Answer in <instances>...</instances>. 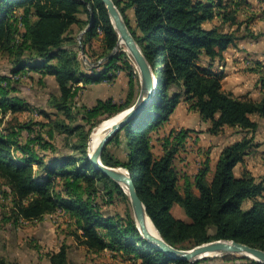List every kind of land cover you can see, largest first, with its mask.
<instances>
[{
  "label": "trees",
  "instance_id": "trees-1",
  "mask_svg": "<svg viewBox=\"0 0 264 264\" xmlns=\"http://www.w3.org/2000/svg\"><path fill=\"white\" fill-rule=\"evenodd\" d=\"M113 2L158 86L152 103L109 141L101 154L102 164L131 174L151 222L170 246L189 250L214 241H234L264 251V178L257 180L249 172L240 177L234 174L259 146L255 143L259 123L251 117L264 120V63L253 62L247 69L258 77L259 100L224 91L223 75L213 71L224 64V52L231 45L264 35L251 30L254 15L244 22L238 19L248 2ZM91 17L92 24L78 46L73 28L81 33ZM117 42L118 34L101 0H0V58L9 64L8 73L0 74V185L9 191L11 202L2 220L16 226L62 214L72 224L75 242L90 253L109 251L133 264H189L167 258L141 238L127 194L88 159L93 129L130 108L137 94L138 72L129 55L122 47L111 55ZM81 50L94 64L92 68L83 66ZM101 59L104 62L97 65ZM31 73L43 85L46 77H52L56 91L48 95L50 111H36L44 121L21 123L18 114L35 112L19 95L22 80L30 79ZM119 75L127 80L121 103L109 97L96 100L93 106L77 104L86 86L111 83ZM181 101L209 122V135L217 136L225 127L242 134L222 150L213 170L209 157L193 175H180L177 170L175 160L190 130L172 129L156 139L160 156L153 153V134L169 121ZM5 116L11 121H5ZM23 131L27 132L24 141ZM56 136L63 137L67 151L55 146ZM112 147L120 154L110 151ZM115 201L126 205L124 216L104 209ZM246 203L249 206L244 208ZM174 207L188 221L175 217ZM68 248L62 245L50 253L49 264H73ZM238 259L258 264L231 254L193 264H233ZM0 264L16 263L0 258Z\"/></svg>",
  "mask_w": 264,
  "mask_h": 264
},
{
  "label": "rangeland",
  "instance_id": "rangeland-1",
  "mask_svg": "<svg viewBox=\"0 0 264 264\" xmlns=\"http://www.w3.org/2000/svg\"><path fill=\"white\" fill-rule=\"evenodd\" d=\"M246 6L242 5L241 12L238 14L239 21L244 22L248 16L254 15L257 17V11L255 14H245L244 10ZM244 13V14H243ZM130 16V15H129ZM217 24V22H214ZM244 26V25H243ZM209 27V25H208ZM77 28H73V35L77 37L78 46L80 40L78 39L80 34H77ZM77 34V35H76ZM238 35H242L241 32H238ZM82 37V36H81ZM98 44L96 46L98 48ZM122 47L129 55L131 64L136 68V65L131 58L130 54L126 50L125 46L122 44L119 48ZM83 56L85 59L83 60ZM227 57V54H226ZM79 58L86 68H92L94 64L91 60L85 55V53L80 52ZM106 59V58H105ZM103 61V59L99 60ZM98 61V62H99ZM92 63V66L88 64ZM97 62V63H98ZM104 62V61H103ZM102 62V63H103ZM101 63V64H102ZM100 64V65H101ZM9 64L5 57L0 58V74H7ZM137 69V68H136ZM138 72V69H137ZM30 79H23L19 87V95L23 97L27 102H29L32 107L35 109V112H25L18 114L16 117L19 122L27 123L32 121V123H38L44 121L41 116H39L36 111L39 109H45L50 111L47 107L48 95L56 91V84L52 77L45 78V84H40L37 82L39 76L36 73H31ZM223 82V81H222ZM227 88V84H224ZM140 89V78L138 75V87L136 98L139 94ZM127 92V80L124 76L117 77L111 83L104 81L101 85H92L86 86L77 98L78 105L93 106L98 99H107L112 98L116 103H121L125 99ZM134 104V103H133ZM129 109V108H128ZM126 109V110H128ZM126 110L120 112L121 114L126 112ZM120 113H118L120 115ZM117 114V115H118ZM179 117H185V120L192 116V114H185L183 111H179ZM116 116V115H115ZM114 117V116H113ZM12 117L5 116V121H11ZM111 119V118H110ZM108 120V119H107ZM15 122V121H14ZM12 120V125L14 124ZM104 122V121H103ZM190 125L195 124V119L191 117L188 120ZM100 126V124L95 127L92 133ZM203 127L201 124L197 125V128ZM36 128V127H35ZM192 131L191 129H189ZM264 131V130H263ZM169 124H164L159 130L158 133L153 134V153L156 157H159L161 154V148L159 142L156 139H160L166 136L169 133ZM91 133V134H92ZM261 133V132H260ZM90 134V135H91ZM262 139H264V132L260 134ZM27 137V132H22V141ZM63 137L56 136L54 140L55 146L60 150V152L67 151L63 146ZM206 139V138H204ZM208 141V140H206ZM206 145V144H204ZM261 145V144H260ZM115 155H119V149L117 147H112L110 149ZM264 143L259 147L257 154L253 156V159L246 160L247 162L242 163L235 170V176L240 177L245 172L251 173L257 180L264 178ZM217 150L215 146L212 148H205L202 146H196L195 143L190 140L186 142L182 151L178 154L175 160V166L179 171L180 175L182 173H193L196 171L198 164L203 162L206 157L212 158L210 161H214L216 158ZM210 165H213L212 163ZM182 183V180H180ZM11 206L9 191L7 188L0 185V258H4L8 261L15 262L16 264H49L48 255L52 252H56L62 245L68 246V258L69 261L73 264H133L131 260L127 258H121L119 254H112L109 251H105L100 254H93L88 252L83 247L79 246L73 239L72 225L67 216L62 214L45 216L42 221L37 222H21L18 225H13L11 223L4 222L3 211L7 212ZM249 203L244 205V208H247ZM6 207V208H5ZM5 208V209H4ZM7 209V211H6ZM110 214H118L124 216L126 205L121 201H115L112 205L105 206L104 208ZM172 213L175 217H182L184 221H188L179 208L174 207ZM220 257V256H218ZM241 259H238L233 264H245Z\"/></svg>",
  "mask_w": 264,
  "mask_h": 264
},
{
  "label": "water",
  "instance_id": "water-1",
  "mask_svg": "<svg viewBox=\"0 0 264 264\" xmlns=\"http://www.w3.org/2000/svg\"><path fill=\"white\" fill-rule=\"evenodd\" d=\"M101 1L104 4L107 13L110 17L111 23L113 24L118 34V42L111 55L118 50L120 44H123L125 46L126 50L133 59L136 68L138 69V75L140 78V89L134 104L128 110H126V112L122 114L120 113L121 117L118 119V121H116L108 129L102 131V137L99 143L97 144L96 148L92 152H90L89 149V137L88 159L90 163L93 165L95 170L112 179L122 189L123 187L127 188V192H125L124 189L123 191L128 196L132 217L137 227V230L141 235V238L144 239L148 243V245H150L151 248H153L155 251L164 254L167 258L186 261L189 264H193L199 260L231 254L246 257L259 264H264L263 250L253 248L248 245L237 243L234 241H214L195 246L189 250H180L167 244L158 232L156 236L149 234L145 229V222L146 219H148L150 222L151 220L146 212L144 204L142 203L137 194L136 187L134 185L131 174L122 168H112L102 164L101 154L104 148L109 143V141L129 121H131L136 115H138L141 111H143L147 106L152 103L157 92L158 79L154 76L151 67L149 66L143 54L141 53V50L139 49L129 29L127 28V25L125 24L124 19L121 16L118 8L114 4L113 0ZM92 21L93 17H91L90 23L86 27V29L83 30L80 34L78 38L79 40L81 39V36L90 28ZM81 52L83 51L81 50ZM111 55H109L108 57H111ZM83 57L84 61L87 60L85 59V56ZM104 60L105 59H103V61ZM103 61H99L97 65H100ZM88 64L92 66L91 62H88ZM117 116H119V114L114 117Z\"/></svg>",
  "mask_w": 264,
  "mask_h": 264
},
{
  "label": "crops",
  "instance_id": "crops-1",
  "mask_svg": "<svg viewBox=\"0 0 264 264\" xmlns=\"http://www.w3.org/2000/svg\"><path fill=\"white\" fill-rule=\"evenodd\" d=\"M246 1L248 2V6H246V10H244V13L249 15L253 13L255 14L256 11L258 13L256 19L250 25L251 30L256 35L258 33L264 34V0ZM224 58V64L219 67H214L213 69L214 73H221L223 75V90L231 93L235 97L244 96L251 98L252 100H259L261 98V93L259 87L256 84L258 77L256 74L249 72L247 69L253 62L264 63V35L254 40L244 39L237 41L234 45H231L226 52H224ZM120 76L123 75H119L118 77ZM224 84H227V88ZM180 110L185 114H192L191 117L195 119V124H189L188 120L191 117L187 118L186 120L183 116L179 117L178 113ZM251 119L259 123V129L255 134V143L259 144V146H257V148H255L254 151L250 153V155L245 157L243 163L247 162L246 160H248L249 158H251L250 160H252L253 156L257 154L259 147L264 143V139H262V137L260 136V134L264 132V120L258 119L256 117H251ZM166 124H169V131H171L172 129H191L192 131L189 133L186 142H190V140H192L196 146H202L205 148H211V146L213 148L215 146V150H217V156L214 161H210V164H213L210 165L212 170L214 169L222 150L225 147L233 144L234 142L239 141L242 137L239 129L228 127H225L223 131L217 136L209 135L207 132L209 129V122L202 121L199 117V114L195 111L190 110L188 104L184 101H181V103L176 107L175 111ZM198 124H201L203 127L197 128ZM209 159L212 160V158L210 157ZM199 165L200 164H198L197 169ZM241 165L242 164H239L235 168V170ZM196 171L188 174L193 175ZM179 219L183 220V216L179 217Z\"/></svg>",
  "mask_w": 264,
  "mask_h": 264
},
{
  "label": "bare ground",
  "instance_id": "bare-ground-1",
  "mask_svg": "<svg viewBox=\"0 0 264 264\" xmlns=\"http://www.w3.org/2000/svg\"><path fill=\"white\" fill-rule=\"evenodd\" d=\"M122 45V44H120ZM121 117V115L117 116V117H114V118H111V119H108V120H105L104 122H102L100 124V126L91 134L90 136V144H89V149H90V152H92L97 144L99 143L101 137H102V131L108 129L111 125H113L116 121H118V119ZM124 191L127 192V188L126 187H123ZM145 229L146 231L153 235V236H156L157 234V231L155 230V228L153 227L152 223L146 219V222H145ZM259 264V263H258Z\"/></svg>",
  "mask_w": 264,
  "mask_h": 264
}]
</instances>
